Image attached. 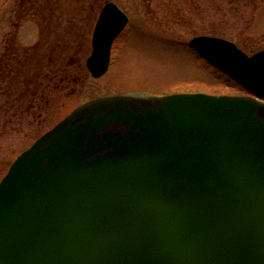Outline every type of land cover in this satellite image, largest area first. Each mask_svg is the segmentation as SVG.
Listing matches in <instances>:
<instances>
[{
  "label": "water",
  "instance_id": "95a60500",
  "mask_svg": "<svg viewBox=\"0 0 264 264\" xmlns=\"http://www.w3.org/2000/svg\"><path fill=\"white\" fill-rule=\"evenodd\" d=\"M128 16L102 7L86 67ZM247 95L114 94L36 139L0 180V264H264V50L188 41Z\"/></svg>",
  "mask_w": 264,
  "mask_h": 264
},
{
  "label": "rangeland",
  "instance_id": "374dc122",
  "mask_svg": "<svg viewBox=\"0 0 264 264\" xmlns=\"http://www.w3.org/2000/svg\"><path fill=\"white\" fill-rule=\"evenodd\" d=\"M108 0H0V180L77 106L106 95H247L188 47L197 35L264 50V0H109L128 16L107 71L86 67Z\"/></svg>",
  "mask_w": 264,
  "mask_h": 264
}]
</instances>
